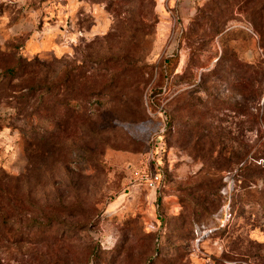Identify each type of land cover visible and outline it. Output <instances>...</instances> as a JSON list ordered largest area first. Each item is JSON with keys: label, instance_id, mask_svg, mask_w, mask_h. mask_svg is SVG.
<instances>
[{"label": "rangeland", "instance_id": "374dc122", "mask_svg": "<svg viewBox=\"0 0 264 264\" xmlns=\"http://www.w3.org/2000/svg\"><path fill=\"white\" fill-rule=\"evenodd\" d=\"M0 264H264V0H0Z\"/></svg>", "mask_w": 264, "mask_h": 264}, {"label": "built area", "instance_id": "2783aa9c", "mask_svg": "<svg viewBox=\"0 0 264 264\" xmlns=\"http://www.w3.org/2000/svg\"><path fill=\"white\" fill-rule=\"evenodd\" d=\"M157 178V177H156Z\"/></svg>", "mask_w": 264, "mask_h": 264}]
</instances>
